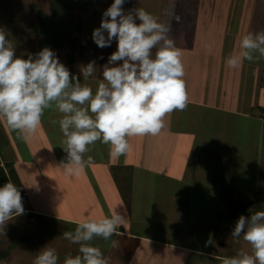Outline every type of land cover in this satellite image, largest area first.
Segmentation results:
<instances>
[{"label": "rangeland", "instance_id": "obj_1", "mask_svg": "<svg viewBox=\"0 0 264 264\" xmlns=\"http://www.w3.org/2000/svg\"><path fill=\"white\" fill-rule=\"evenodd\" d=\"M81 1L63 0L61 4H71L67 19L75 23L73 36L82 46H88L84 56L80 57V44L76 51L68 46L52 51L72 75L95 91L101 80L100 57L92 33L114 0H89L87 11L79 8ZM42 13L51 14L50 0H0V29L14 43L18 57L27 59L28 54L41 51L43 38L35 28L41 25ZM93 60L97 72L84 81L80 66ZM60 117L54 107L45 110L40 127L27 139L18 138L19 133L0 119V187L9 180L13 182L9 172L15 169L25 193L24 213L8 222L2 234L6 249L19 251L15 264H33L40 249L33 252L31 247L44 246L55 248L59 264H63L66 256L79 254V245L64 239L63 232L74 231L80 220L110 216L114 211L125 217L118 232L141 240L132 264H221L219 259L190 252V248L215 255H236L239 238L233 239L231 232L237 220L241 215L248 217L261 211L257 206L262 196L257 190L261 148L256 136L250 133V146L238 143L235 151L225 155L223 148L214 153L208 146L204 156L191 153L197 152L190 145L198 148L199 138L177 141L175 130L168 131L167 144L162 145L160 133H167L165 127L156 136L128 138L129 150L119 158L110 155V145L97 141L84 154L85 160L91 156L93 162L78 175L68 176L61 167L62 162L67 163L64 137L59 125L51 122ZM167 123L168 116L165 126ZM190 133L194 132H184ZM223 138L219 140L222 143ZM199 161L201 165L196 170ZM29 210L48 212L71 222L33 215ZM208 236L213 243H207ZM115 237L116 234L110 240L97 237L90 243L100 248L105 257ZM21 240L25 242L16 247ZM31 240L36 241L31 244ZM245 251H252L248 243Z\"/></svg>", "mask_w": 264, "mask_h": 264}, {"label": "clouds", "instance_id": "obj_2", "mask_svg": "<svg viewBox=\"0 0 264 264\" xmlns=\"http://www.w3.org/2000/svg\"><path fill=\"white\" fill-rule=\"evenodd\" d=\"M125 2L114 0L93 30L99 48L117 42L95 91L72 75L48 47L27 59L18 57L14 43L0 29V119L19 133L18 138L27 139L40 127L45 110L54 107L61 117L51 122L59 125L64 137L67 163L61 167L68 176L78 175L93 162L84 154L97 141L110 145V155L119 158L129 150L128 138L158 135L165 117L184 111L189 103L182 52L168 35L170 24L158 22L140 7L126 13ZM239 48L226 59L228 68L264 58V30L243 35ZM96 72L94 60L80 66L84 81ZM24 211L21 192L9 180L0 187V233ZM124 222L118 211L76 222L75 230L63 232V237L79 245V254L66 256L63 264H107L101 249L90 242L97 237L110 240ZM241 236L251 253L240 250L231 257H217L221 264H264V210L239 217L231 237ZM33 264H59L56 249L44 246Z\"/></svg>", "mask_w": 264, "mask_h": 264}, {"label": "crops", "instance_id": "obj_3", "mask_svg": "<svg viewBox=\"0 0 264 264\" xmlns=\"http://www.w3.org/2000/svg\"><path fill=\"white\" fill-rule=\"evenodd\" d=\"M138 7L157 16L158 22L170 24L168 35L182 52L183 79L189 103L184 111H174L168 115L165 126L167 133H160V143L166 145L168 131L175 130L177 141H185V138L198 141L199 138L198 142H201L198 148L190 145L191 150L195 148L197 152L191 153L204 156L208 146L213 148L211 151L214 153H218L220 148H223V153H231L239 146L238 143L244 147L250 146V133L256 136L261 148L257 190L262 195L257 206L259 210H264V58L252 62L245 60L234 69L228 68L225 63L230 55L240 51L239 42L243 35L264 30V0H126L123 5L126 13ZM116 48L115 40L110 47L99 48L98 74L101 79L103 66ZM186 126L188 129H185ZM195 132H199V135H195ZM221 138L223 143L219 141ZM227 139L230 141L225 142ZM200 165L199 161L196 170H199ZM165 175H169V172ZM201 179L203 182L204 177ZM29 211L33 215L56 218L66 224L71 222L48 212ZM140 241L132 235L118 232L106 252L107 264H132L134 251ZM206 241L214 242L209 236ZM24 242L21 240L16 247ZM6 243L0 233V264H15L19 251L10 252L6 249ZM240 246L244 251L247 248L243 237L239 238L238 251L241 250ZM39 249L31 247L33 252ZM189 251L213 260L229 257L195 248Z\"/></svg>", "mask_w": 264, "mask_h": 264}, {"label": "trees", "instance_id": "obj_4", "mask_svg": "<svg viewBox=\"0 0 264 264\" xmlns=\"http://www.w3.org/2000/svg\"><path fill=\"white\" fill-rule=\"evenodd\" d=\"M61 1L63 0H50L51 14L46 15L42 13L40 15L39 20L41 25L35 28V32L43 38L42 44L40 45V49L42 50L44 47H48L51 50L64 49L66 48V46H68L71 48L72 51H76L77 46L80 44V57H83L88 46L86 44L82 46L80 40L73 36L72 32L74 30L75 23L72 21V19H67V14L70 10L71 4L68 5L65 3L64 5H62ZM90 5L91 2L89 0H82L79 4V8L83 11H87V8ZM80 27V30L78 29L79 31H81ZM71 62L74 63L75 61L71 59ZM7 167L12 168V164H7ZM0 168L3 170L1 166ZM9 173L13 183L20 190L22 198L25 197V193L22 189L19 176L16 170L11 169ZM5 178L8 180L6 175Z\"/></svg>", "mask_w": 264, "mask_h": 264}]
</instances>
